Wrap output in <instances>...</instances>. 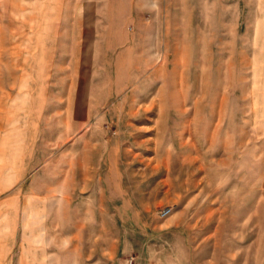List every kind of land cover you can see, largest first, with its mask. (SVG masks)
Returning a JSON list of instances; mask_svg holds the SVG:
<instances>
[{"label":"rangeland","instance_id":"obj_1","mask_svg":"<svg viewBox=\"0 0 264 264\" xmlns=\"http://www.w3.org/2000/svg\"><path fill=\"white\" fill-rule=\"evenodd\" d=\"M129 257L264 264V0H0V264Z\"/></svg>","mask_w":264,"mask_h":264},{"label":"built area","instance_id":"obj_2","mask_svg":"<svg viewBox=\"0 0 264 264\" xmlns=\"http://www.w3.org/2000/svg\"><path fill=\"white\" fill-rule=\"evenodd\" d=\"M170 212V208L168 206L163 207L160 211H159V217H165L169 214ZM125 264H135V260L133 257H129L126 261Z\"/></svg>","mask_w":264,"mask_h":264}]
</instances>
